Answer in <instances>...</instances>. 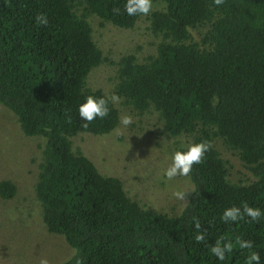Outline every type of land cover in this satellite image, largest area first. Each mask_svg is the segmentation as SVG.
<instances>
[{
	"label": "trees",
	"instance_id": "obj_1",
	"mask_svg": "<svg viewBox=\"0 0 264 264\" xmlns=\"http://www.w3.org/2000/svg\"><path fill=\"white\" fill-rule=\"evenodd\" d=\"M126 0H0V104L27 137L43 140L35 194L51 234L74 254L60 264H244L238 247L224 262L194 240L193 218L208 243L226 236L251 239L264 264V217L225 225L220 214L242 201L264 211V0H153L151 12L128 16ZM118 11H114L117 10ZM47 13L48 24L34 21ZM133 29L145 19L158 40L144 59L124 55L114 65L113 93L138 115H156L176 148L208 141L210 150L188 175L193 190L178 214L133 199L116 177L103 175L75 149L80 134L103 136L119 126L120 109L82 126L76 108L91 73L111 63L91 23ZM70 118V119H69ZM248 171L235 180L218 148ZM16 186L0 182L10 200Z\"/></svg>",
	"mask_w": 264,
	"mask_h": 264
},
{
	"label": "rangeland",
	"instance_id": "obj_2",
	"mask_svg": "<svg viewBox=\"0 0 264 264\" xmlns=\"http://www.w3.org/2000/svg\"><path fill=\"white\" fill-rule=\"evenodd\" d=\"M94 39L109 62L96 68L88 85L113 93L116 84L114 65L124 55L134 53L141 60L156 52L158 40L141 19L133 29L101 25L91 20ZM121 115H132L127 128L120 124L103 136L80 134L73 138L75 149L81 150L103 174L119 178L129 195L142 205L162 213L178 214L188 203L193 184L188 176L168 180L163 175L176 149L174 140L162 135L156 115L132 113L121 101ZM43 140L23 134L15 115L0 104V182L12 181L16 195L10 200L0 196V264H39L47 258L49 264L69 259L74 250L64 237L51 234L43 221L42 207L36 198L35 184L41 162ZM222 156L231 165L235 180H244L248 171L240 159L220 143ZM187 190L185 200H178L175 191Z\"/></svg>",
	"mask_w": 264,
	"mask_h": 264
},
{
	"label": "clouds",
	"instance_id": "obj_3",
	"mask_svg": "<svg viewBox=\"0 0 264 264\" xmlns=\"http://www.w3.org/2000/svg\"><path fill=\"white\" fill-rule=\"evenodd\" d=\"M216 4L222 3V0H215ZM153 6V0H126L124 3V12L128 16L136 15H148ZM114 11H118L114 10ZM34 21L38 25L46 26L48 24L47 13L37 12L34 17ZM121 97L112 93L110 96L87 94L77 104V114L82 122L83 127H87L88 123L97 120L104 119L110 115V105L118 104ZM70 119V118H69ZM133 123L132 115H121L119 117V124L123 128H127ZM119 132L120 130L117 129ZM211 144L208 141L193 142L186 145H181L176 148L170 157V162L163 170V175L166 179L172 180L176 177H186L193 171V166L198 165L205 159L206 153L210 150ZM187 190H178L173 195L178 200H185ZM264 217V211L258 206L250 205L249 203L242 201L239 205L233 204L225 207L220 214V220L225 225H235L241 221L246 220L249 223H259L261 218ZM193 226L197 230L194 236V240L197 243H204L207 245V250L219 262L226 261L234 251L235 247H238L242 253L246 250L244 255V264H261V252L258 248L254 247L251 239H244L241 236L235 237V239L221 236L214 239V243H208L207 234L209 229L204 228L199 220L193 218ZM39 264H49L47 258H41ZM75 264H83L80 257H76Z\"/></svg>",
	"mask_w": 264,
	"mask_h": 264
}]
</instances>
